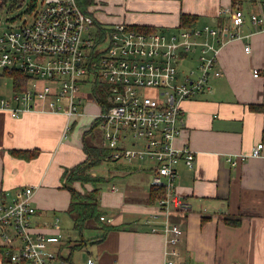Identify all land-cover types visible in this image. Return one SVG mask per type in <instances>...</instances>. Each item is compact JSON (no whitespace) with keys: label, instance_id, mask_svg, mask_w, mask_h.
<instances>
[{"label":"crops","instance_id":"obj_1","mask_svg":"<svg viewBox=\"0 0 264 264\" xmlns=\"http://www.w3.org/2000/svg\"><path fill=\"white\" fill-rule=\"evenodd\" d=\"M236 5L248 17L240 36L221 47L217 68L222 74L212 76L209 90L183 102L185 125L176 144L190 145L196 159L192 168L183 161L177 165V192L191 206L172 216L183 231L179 256L167 254V235L153 231L149 222L158 203L151 198L153 162L111 158L103 161L112 163L104 174L93 171L111 178V184H102L100 209L112 218L104 222L118 228L102 239L101 228L87 229L85 243L71 254L80 235L64 231V222L73 228V221L67 213L71 192L63 187V172L86 160L83 135L99 105L91 99L67 137L65 113L30 111L14 117L0 110V197L33 186L34 226L64 235L61 248L70 263L85 264L93 257L96 264H166L171 258L195 264H264V159L252 155L254 147L264 143V30L249 19L252 12L264 11V0H238ZM229 6H235L233 0H94L91 9L104 22L111 20L100 18L99 9L133 25L175 30L183 12L198 14L197 25L218 26L227 18L219 10ZM255 69L260 75H254ZM35 148L40 153L31 159L11 152ZM76 186L93 187L81 182ZM0 264L19 263L6 261L0 248Z\"/></svg>","mask_w":264,"mask_h":264},{"label":"built area","instance_id":"obj_2","mask_svg":"<svg viewBox=\"0 0 264 264\" xmlns=\"http://www.w3.org/2000/svg\"><path fill=\"white\" fill-rule=\"evenodd\" d=\"M25 12L30 15H21L19 22L13 18L15 24L0 35V110L14 117L30 111L65 113L67 137L90 95L99 105L94 120H100L107 158L153 162L151 184L163 194L149 222L153 231L167 235V254L179 256L183 231L172 216L191 206L177 192V165L183 161L192 168L196 159L190 145L176 144L185 125L183 102L209 90L212 76L222 74L217 68L221 47L240 36L247 13L239 5L224 7L219 15L227 18L218 26H179L168 34L125 21L104 22L78 0H41ZM249 19L264 30V11L252 12ZM96 21L108 31L101 34ZM245 49L250 52L251 45ZM16 71L28 77L19 90ZM254 75H260L259 69ZM98 82L107 94L105 107L94 95ZM87 84L91 94L85 91ZM263 148L264 143H258L252 155L264 159ZM34 190L27 186L12 197H0V242L7 247L5 255L19 264H74L63 254L60 231L35 228ZM101 219L112 222L105 215ZM85 264L96 260L89 257ZM166 264L195 263L171 258Z\"/></svg>","mask_w":264,"mask_h":264},{"label":"trees","instance_id":"obj_3","mask_svg":"<svg viewBox=\"0 0 264 264\" xmlns=\"http://www.w3.org/2000/svg\"><path fill=\"white\" fill-rule=\"evenodd\" d=\"M24 1L25 0H2V4L0 5V21L5 7H8L10 10H17L23 6ZM78 2L82 8L88 12L90 11V6L94 4V0H78ZM37 3V0H33L32 3L29 4L27 10H33L37 6ZM237 3L238 0H233L234 5ZM11 20H13V18H11ZM198 23V14L183 12L180 16V27H195ZM96 26L100 31H102L101 34H103L104 31H108V28L104 27V25L99 21H96ZM134 26L140 29H148L151 31L158 29L152 25ZM14 76L20 82L17 83L16 89L19 90L26 85L28 77L24 73L16 71L14 72ZM93 91L95 93L94 95L98 97V101L104 104L105 107V102H107L108 99L104 86L98 82L93 86ZM250 106L253 109L259 108L257 105ZM99 123L100 120L95 119L89 130H87L83 135L84 149L87 153L86 160L65 169L63 172V187L71 192V203L67 209V213L73 221V229L80 235V238L76 240L78 243H75L70 247L71 254L73 250L82 245L81 243H85L86 238L84 233L87 229L95 227L101 228L104 233L99 239H102L108 231L118 228V226L107 224L101 219L103 212L100 209V191L102 189V184L108 182L111 178L99 173L93 175L91 172L109 155V151L103 148L102 142L99 143L98 140L100 136L102 137ZM11 152L17 157L31 159L39 155L40 149H12ZM76 182H81L82 184L91 183L93 187L91 189L85 188L82 190L76 186ZM162 194L163 192L161 189L153 188L151 191V198L155 201L161 198ZM227 221L234 224L240 223L238 219L232 220L228 218ZM0 248H2L3 254L5 255L7 247L3 246V244L0 242ZM5 260L12 262L9 255H5Z\"/></svg>","mask_w":264,"mask_h":264},{"label":"rangeland","instance_id":"obj_4","mask_svg":"<svg viewBox=\"0 0 264 264\" xmlns=\"http://www.w3.org/2000/svg\"><path fill=\"white\" fill-rule=\"evenodd\" d=\"M32 1L33 0H25L24 1V4H23V6L22 7H20L19 9H15V10H10L8 7H5L4 8V10H3V13H2V18H1V21H0V35L2 34V32H3V30L7 27V26H13V24H15L14 22H13V20H11V18H16V19H18V21L17 22H19L20 20H21V18H22V16L26 13V14H28V15H30V12H25L26 10H27V8L29 7V4H31L32 3ZM37 6H39V3L41 2V0H37ZM90 10H92L91 9V6H90ZM93 11V10H92ZM94 12V11H93ZM107 11H105L104 9H103V11L102 10H98V16L100 17V18H102V19H106V20H108L107 18H109L111 21H110V23H116V22H119V20H120V18H115V16L114 15H109V16H107L105 13H106ZM109 13V12H108ZM22 15V16H21ZM17 16H21V17H17ZM10 19V20H9ZM201 25H204V23H200L199 24V27H202ZM164 29V28H163ZM94 30L95 31H97V27H94ZM164 30H167V29H164ZM173 30H167V33L168 34H170L171 32H172ZM87 86V88H86V90L85 91H87V93H89V94H91V85H89V84H87L86 85ZM91 96L90 95H87L86 96V101H85V109H86V106L89 104V103H91L92 101H91ZM98 140H99V143L100 142H102L101 140H102V137L100 136V138H98ZM107 159H109V158H107ZM107 164H110L109 165V167L111 166L112 167V163H107V161H106V163H104V162H102L99 166H97L96 167V169H97V171L98 172H100L101 174H104L106 171H105V168L107 167ZM110 167V168H111ZM92 172V174L93 175H96V174H94L95 173V171H91ZM111 182V181H110ZM110 182H107V184H111ZM84 185V184H83ZM86 187H84V189H85ZM64 231H65V233L67 234V235H72L73 237H76V238H78L79 236H78V234L76 233V231L72 228V224H70L69 222H64ZM78 236V237H77ZM79 253H76V257H77V255H78Z\"/></svg>","mask_w":264,"mask_h":264}]
</instances>
